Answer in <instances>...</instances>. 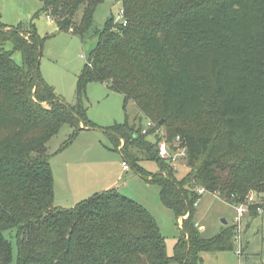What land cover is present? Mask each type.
Segmentation results:
<instances>
[{
    "label": "trees",
    "instance_id": "trees-1",
    "mask_svg": "<svg viewBox=\"0 0 264 264\" xmlns=\"http://www.w3.org/2000/svg\"><path fill=\"white\" fill-rule=\"evenodd\" d=\"M39 1L43 13L83 40L104 2ZM121 5L126 27L111 17L91 34L96 46L79 77L78 97L89 81L107 83L124 96L125 108L133 103L147 120L160 118L147 133L129 120L106 131L123 161L158 184L163 205L177 219L188 215L179 224L173 255L153 216L113 190L74 208L54 205L48 144L67 125L72 135L64 150L95 125L80 99L73 105L63 101L41 75L42 39L31 21L0 24V264H203L204 253L235 252L237 237L235 226L213 238L202 236L194 222L202 190L233 207L253 195L247 214L264 213V0ZM15 52L22 55L21 65ZM206 106L217 112H204ZM217 113L222 124L210 120ZM192 117L205 119L201 128L191 127ZM216 124V131L206 127ZM163 139L186 149L189 171L182 181L171 161L159 156ZM145 161L159 165L152 178L141 167Z\"/></svg>",
    "mask_w": 264,
    "mask_h": 264
},
{
    "label": "rangeland",
    "instance_id": "rangeland-1",
    "mask_svg": "<svg viewBox=\"0 0 264 264\" xmlns=\"http://www.w3.org/2000/svg\"><path fill=\"white\" fill-rule=\"evenodd\" d=\"M121 9V0H104L95 13L92 32L103 30L108 19L117 18ZM31 21L36 24L38 37L42 39L41 75L63 101L73 105L80 99L87 110L89 122L95 125L91 132L79 133L64 150H61V147L72 135L67 125L48 144L55 180L54 205L70 209L96 194L113 190L123 197L134 200L153 216L159 224L161 235L166 239L168 254L173 255L175 245L181 236L180 225H183L182 222L188 215L177 219L176 213L163 205L158 184L150 183L138 176L131 167L128 171L124 170L123 156L106 131L113 126L126 123L127 120L137 127L142 125L145 128L147 119L141 116L133 103L125 108L124 96L113 92L107 83L89 81L84 93L78 97L79 77L83 74L91 51L96 46V39L91 38L92 32L83 40L73 32L63 29L59 23L49 19L47 14L42 12V3L39 0H0L1 25L14 27ZM6 48L12 49V45L9 44ZM13 58L17 64H22V55L19 52L13 53ZM212 111L211 106L205 107L204 112ZM215 112L217 111H213L212 114ZM158 118H152L151 121L155 123ZM217 118L220 119L218 123L222 124L224 118L218 113L216 117L212 115L210 120L215 121ZM204 120L190 118L191 127L201 128ZM206 127L210 131L218 129L217 124L216 127L211 128L209 125ZM166 134L167 129H164L162 136ZM162 141L166 142L165 139ZM123 143V140L119 143L120 149L123 148ZM166 143L170 146L178 145L175 142ZM183 151L181 148L180 153L176 155L177 161L171 162L173 174L178 181H182L189 171L187 160L181 156ZM141 167L150 174V177L159 172L156 161H145L141 163ZM163 175H168V172H164ZM195 207L194 222L205 238L217 236L226 227L221 222L223 218L229 222L228 226L236 228L238 226L234 221L237 215L236 207L228 205L214 194L204 192ZM7 235L11 236L12 233L8 232ZM237 248L238 242L236 253ZM230 253L232 252L225 254L227 258L224 260L223 258L218 260L219 254L204 253L203 264H233L234 256L229 255Z\"/></svg>",
    "mask_w": 264,
    "mask_h": 264
},
{
    "label": "crops",
    "instance_id": "crops-1",
    "mask_svg": "<svg viewBox=\"0 0 264 264\" xmlns=\"http://www.w3.org/2000/svg\"><path fill=\"white\" fill-rule=\"evenodd\" d=\"M91 130H85L82 132H91ZM241 229L243 255H240L236 252H232L233 254L230 253L229 255L234 256V259L232 260L233 264H264V213H261L256 218H251V216L246 214L243 219ZM228 253L229 252H220L218 260H221L222 258L224 260L225 258H227L225 257V254ZM236 256H238V259L236 258Z\"/></svg>",
    "mask_w": 264,
    "mask_h": 264
},
{
    "label": "built area",
    "instance_id": "built-area-1",
    "mask_svg": "<svg viewBox=\"0 0 264 264\" xmlns=\"http://www.w3.org/2000/svg\"><path fill=\"white\" fill-rule=\"evenodd\" d=\"M49 19H51V17H48ZM115 23L119 26L122 27H126L128 25V21L125 18V11L124 9H121L119 12V15L117 18H115ZM153 126H155V123L152 122L151 120H147V125L144 128L143 133H147V131L150 128H153ZM177 141H179V139H177ZM177 144V143H176ZM159 156L161 159L165 160V161H171L176 162V155H178L177 153H180V145H175V149H171L170 145H167V143L165 141H161L159 144ZM184 149V148H183ZM185 152L186 149H184V151L181 153V156L185 157ZM123 166H124V170L128 171L129 170V164L127 162L123 161ZM204 193V191L202 190L200 192V194ZM254 200V196H250L247 203H243L241 205H239L238 207H236L237 210V215L234 219V221L236 222V224H238L237 228H236V237H237V242L239 243V248L237 249V253H239L240 255H243V242H242V229L241 226L243 224V219L245 217V215L248 213L249 211V202H252Z\"/></svg>",
    "mask_w": 264,
    "mask_h": 264
},
{
    "label": "water",
    "instance_id": "water-1",
    "mask_svg": "<svg viewBox=\"0 0 264 264\" xmlns=\"http://www.w3.org/2000/svg\"><path fill=\"white\" fill-rule=\"evenodd\" d=\"M69 22H70L69 19H64V21H63L64 25H69V24H70ZM161 124H162V123H161ZM221 222H223V224L226 225V226L229 225V222H227V220L224 219V218L222 219Z\"/></svg>",
    "mask_w": 264,
    "mask_h": 264
}]
</instances>
